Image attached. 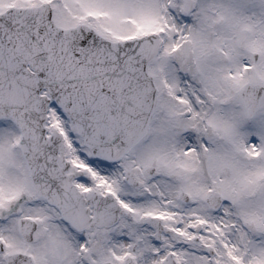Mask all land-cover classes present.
<instances>
[{"label":"snow or ice","instance_id":"6c2138e0","mask_svg":"<svg viewBox=\"0 0 264 264\" xmlns=\"http://www.w3.org/2000/svg\"><path fill=\"white\" fill-rule=\"evenodd\" d=\"M0 264H264V0H0Z\"/></svg>","mask_w":264,"mask_h":264}]
</instances>
